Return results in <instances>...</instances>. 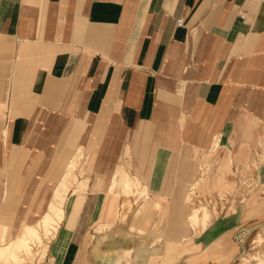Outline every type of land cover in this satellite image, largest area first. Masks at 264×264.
<instances>
[{"label": "crops", "instance_id": "0c3cea01", "mask_svg": "<svg viewBox=\"0 0 264 264\" xmlns=\"http://www.w3.org/2000/svg\"><path fill=\"white\" fill-rule=\"evenodd\" d=\"M80 149L79 179L88 157L95 171L68 192L57 264H78L80 249L103 264H176L170 203L190 175L173 159L264 158V0H0L1 220L36 223ZM132 153L146 165L133 181L161 212L120 221V260L107 234L91 254L102 182ZM141 228L155 231L142 241ZM204 236L200 264H219L220 225Z\"/></svg>", "mask_w": 264, "mask_h": 264}, {"label": "rangeland", "instance_id": "374dc122", "mask_svg": "<svg viewBox=\"0 0 264 264\" xmlns=\"http://www.w3.org/2000/svg\"><path fill=\"white\" fill-rule=\"evenodd\" d=\"M148 151L135 149L132 152L137 155L139 152L146 154ZM133 153L123 164L125 171L131 175L133 168L138 171L139 167L142 170L146 169V165L140 163L133 167ZM254 156L242 163L237 162L230 153L224 155L215 149L204 154L200 164H197L196 158L191 157L188 165L181 157L173 159L170 165L171 172L186 171L190 175L183 195L172 197L170 203L172 228L167 230V240L172 241V246L168 247L172 249L173 258L178 260V264L202 263L203 254L207 249L213 248L205 245L203 241L208 228L212 227L214 222L220 225V243L214 245V248H219L220 251L219 264H264V158L262 159L261 155ZM87 159L89 164L86 166H91L86 171L83 169L85 164L81 166L80 172H86L85 175L88 177L81 190H84L85 185L90 182L91 174L95 171L92 157ZM137 160L140 161L139 158ZM80 163L82 164L81 161ZM112 174L107 181L102 182L109 187L108 189L113 184L115 174L113 176ZM141 185L139 182L138 188L133 189L129 194L121 189V184L120 187L117 184L113 190L106 192L103 217L97 226L98 230H95V234H91L92 240L88 241V246L91 245L90 252L94 251L96 244L98 249L102 236L106 234L115 236L110 240L115 241L114 245L117 248L115 252L120 260V221L127 223L134 219L144 226H149L153 222L150 212L157 210L156 213L159 215L161 208L153 204L148 188H141ZM58 191H61L60 187ZM196 207H204L210 213L205 228H202L205 223L199 222L194 226L189 220ZM42 217L36 223L24 221L19 228H13L11 223L4 222L10 228L7 241L14 240L20 230L35 227ZM154 231L150 228H141L142 241ZM3 233L1 232L0 237H3ZM55 241L57 242L52 249L53 241L48 243L49 250H44L43 245L36 248V254L27 257L26 264H57L58 239ZM79 254L82 261L78 264H103L98 258L86 260L88 252L82 254L81 249ZM93 255L95 257V254ZM125 257L128 264V259L131 258ZM116 264H120V261Z\"/></svg>", "mask_w": 264, "mask_h": 264}, {"label": "bare ground", "instance_id": "6f19581e", "mask_svg": "<svg viewBox=\"0 0 264 264\" xmlns=\"http://www.w3.org/2000/svg\"><path fill=\"white\" fill-rule=\"evenodd\" d=\"M81 157L82 150L80 149L78 155L70 161L67 170L65 169L67 175H63L65 177L60 182L61 191L55 193L50 202L48 211L43 215L41 221H39L35 227H27L24 231L20 230V233L17 234L14 240L7 241L10 228L7 227L3 220H1L2 217H0V234L4 232L3 237H0V264H26L27 257L36 254V248L43 245L44 250H49V241L52 242L59 238L60 224L65 218L64 207L67 201V193L70 190L78 192L82 189V185L85 182L81 181L76 173ZM124 167L120 165L117 168L110 190H113L117 184H119L120 187L121 184V189L129 194L133 189L138 188L139 181L136 179L137 177L134 176L136 179L135 183L133 181V176L125 171ZM199 208H194L197 212L195 216L193 215V222L199 219L205 221L209 220V212ZM90 239L92 240L91 236H89L87 240L90 241Z\"/></svg>", "mask_w": 264, "mask_h": 264}, {"label": "built area", "instance_id": "2783aa9c", "mask_svg": "<svg viewBox=\"0 0 264 264\" xmlns=\"http://www.w3.org/2000/svg\"><path fill=\"white\" fill-rule=\"evenodd\" d=\"M178 22L181 23V20H179Z\"/></svg>", "mask_w": 264, "mask_h": 264}]
</instances>
